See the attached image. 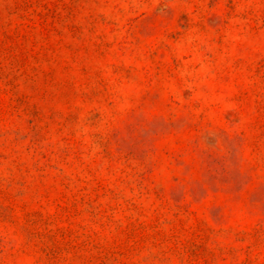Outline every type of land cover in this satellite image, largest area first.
Returning a JSON list of instances; mask_svg holds the SVG:
<instances>
[{
    "label": "rangeland",
    "instance_id": "1",
    "mask_svg": "<svg viewBox=\"0 0 264 264\" xmlns=\"http://www.w3.org/2000/svg\"><path fill=\"white\" fill-rule=\"evenodd\" d=\"M0 264H264V0H0Z\"/></svg>",
    "mask_w": 264,
    "mask_h": 264
}]
</instances>
